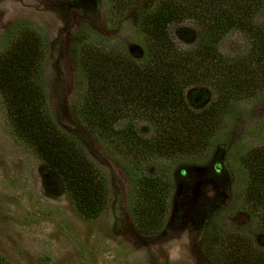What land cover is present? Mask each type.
Returning <instances> with one entry per match:
<instances>
[{"label": "trees", "instance_id": "trees-1", "mask_svg": "<svg viewBox=\"0 0 264 264\" xmlns=\"http://www.w3.org/2000/svg\"><path fill=\"white\" fill-rule=\"evenodd\" d=\"M114 1L119 6L129 0ZM263 12L264 0H160L139 18L143 41L135 52L91 31L74 48L83 83L81 121L118 154L136 161H178L203 154L227 109L264 93ZM184 19L201 29L199 43L188 51L169 33L170 25ZM234 32L250 46L241 55L225 56L219 43ZM4 36L0 95L10 125L60 179L75 212L87 221L98 219L107 204V179L47 112V38L24 21L11 25ZM139 121L154 126L152 136L139 134ZM240 163L242 205L264 228V148L246 152ZM195 176L183 168L173 180L184 190ZM225 176L219 164L206 172V178L218 183ZM169 189L160 178L144 177L133 184L132 218L140 233L154 235L161 229ZM248 233L226 236L222 264H264V248ZM0 264L10 263L0 256Z\"/></svg>", "mask_w": 264, "mask_h": 264}, {"label": "rangeland", "instance_id": "rangeland-1", "mask_svg": "<svg viewBox=\"0 0 264 264\" xmlns=\"http://www.w3.org/2000/svg\"><path fill=\"white\" fill-rule=\"evenodd\" d=\"M159 1L129 0L118 6L114 0H0V43L9 27L22 21L45 35L47 112L102 170L108 184L100 217H80L57 175L15 133L0 95V256L10 264H222L226 236L242 231L264 248V228L242 205L240 190L241 160L246 152L264 148V93L234 103L208 150L178 161L121 156L79 117L83 83L75 45L93 31L137 51L143 41L139 18ZM169 33L188 51L199 43L201 29L184 19L170 25ZM249 46L246 37L234 32L220 41L219 51L236 57ZM136 127L145 138L153 135L154 126L147 121ZM214 164L226 172L221 183L206 178ZM183 168L196 174L184 190L173 180ZM144 177L160 178L170 188L163 225L154 235L140 233L132 218V187Z\"/></svg>", "mask_w": 264, "mask_h": 264}]
</instances>
